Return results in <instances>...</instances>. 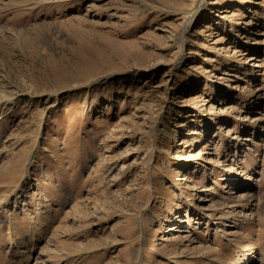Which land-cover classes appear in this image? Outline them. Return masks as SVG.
Segmentation results:
<instances>
[{"label": "rangeland", "instance_id": "rangeland-1", "mask_svg": "<svg viewBox=\"0 0 264 264\" xmlns=\"http://www.w3.org/2000/svg\"><path fill=\"white\" fill-rule=\"evenodd\" d=\"M0 264H264V0H0Z\"/></svg>", "mask_w": 264, "mask_h": 264}, {"label": "bare ground", "instance_id": "bare-ground-1", "mask_svg": "<svg viewBox=\"0 0 264 264\" xmlns=\"http://www.w3.org/2000/svg\"><path fill=\"white\" fill-rule=\"evenodd\" d=\"M153 250V249H152Z\"/></svg>", "mask_w": 264, "mask_h": 264}]
</instances>
